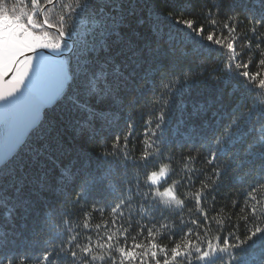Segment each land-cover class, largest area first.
<instances>
[{"label":"snow or ice","instance_id":"obj_1","mask_svg":"<svg viewBox=\"0 0 264 264\" xmlns=\"http://www.w3.org/2000/svg\"><path fill=\"white\" fill-rule=\"evenodd\" d=\"M0 118V264H264V0H0Z\"/></svg>","mask_w":264,"mask_h":264},{"label":"trees","instance_id":"obj_2","mask_svg":"<svg viewBox=\"0 0 264 264\" xmlns=\"http://www.w3.org/2000/svg\"><path fill=\"white\" fill-rule=\"evenodd\" d=\"M219 0H212V3H217ZM253 2V0H225V3L229 8L234 7L236 5H240L243 3H248L249 5ZM193 3H197V0H193ZM237 13L240 14L241 18L246 14V12L237 7L236 8ZM241 43H243L241 41ZM195 63V59L192 61ZM213 61L209 60L207 62V65H211ZM184 66V62L178 61L176 67L181 68ZM198 70V69H194ZM208 68L205 66V72H207ZM210 81L207 79H203L201 83L194 85L191 89H189L188 92H186L182 97H178L173 106V111L171 114V119L173 123V128L175 127V121L181 117H183L187 123L191 124L192 117L190 116V113L193 112L194 109H197L199 105L203 102H205L207 99H209L212 89L210 88ZM224 104L227 106L230 101L227 99V97L224 98ZM147 109H145V112ZM146 115L144 113H140L137 115V134L139 135V132L143 128L144 120L146 119ZM73 132L72 129L67 130L66 140L68 142V146L71 147L73 143ZM89 148L91 149V145H89ZM65 163H67V160H65ZM98 222V221H97ZM11 227H14L17 231H25L26 228L30 227V220L25 216H20L16 219L15 223L13 225H10Z\"/></svg>","mask_w":264,"mask_h":264},{"label":"water","instance_id":"obj_3","mask_svg":"<svg viewBox=\"0 0 264 264\" xmlns=\"http://www.w3.org/2000/svg\"><path fill=\"white\" fill-rule=\"evenodd\" d=\"M45 54H47L46 51H45ZM3 134H4V125H3V120H2V118H0V139L3 138Z\"/></svg>","mask_w":264,"mask_h":264}]
</instances>
